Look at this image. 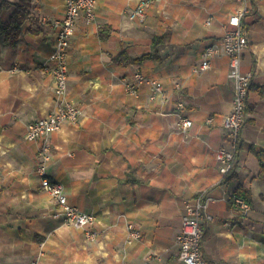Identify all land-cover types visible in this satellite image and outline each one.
<instances>
[{
    "label": "crops",
    "instance_id": "0c3cea01",
    "mask_svg": "<svg viewBox=\"0 0 264 264\" xmlns=\"http://www.w3.org/2000/svg\"><path fill=\"white\" fill-rule=\"evenodd\" d=\"M28 1L17 42L7 43L0 31V264H182L176 237L184 201L202 190L215 198L203 223L209 264H264V171L255 152H264V0H249L243 19L250 42L242 67L253 76L229 183L216 160L227 143L223 119L234 93L229 57L221 52L209 69L195 68L205 45L224 36L230 15L244 4L158 0L138 23L128 14L141 0H97L92 22L76 20L68 98L82 115L49 136L47 173L64 183L72 204L96 215L94 238L55 216L59 204L37 171L41 140L25 138L27 124L56 106L51 21L65 14V0ZM19 2L0 0L2 22ZM156 36L164 42L156 45ZM122 50L134 59L150 56L113 60ZM137 71L161 81L162 94L153 97L146 83L129 91ZM180 115L193 125L183 130ZM239 185L251 193L246 216L231 200ZM129 223L142 231L131 244Z\"/></svg>",
    "mask_w": 264,
    "mask_h": 264
},
{
    "label": "built area",
    "instance_id": "2783aa9c",
    "mask_svg": "<svg viewBox=\"0 0 264 264\" xmlns=\"http://www.w3.org/2000/svg\"><path fill=\"white\" fill-rule=\"evenodd\" d=\"M158 0H141L139 5L129 12L132 20L143 21L146 17V9L149 4ZM244 4L241 9L230 15L229 28L220 40L211 41L205 45L202 51V60L195 68L196 71H205L211 67L213 56L224 52L229 57V77L233 82L234 93L232 108L224 116L223 124L227 129V143L216 150V160L221 173L226 175L238 161V147L241 144V132L247 116V96L253 76L252 72L244 71L242 67L243 51L249 46L250 37L243 19L249 10V0H239ZM97 0H65V14L61 18L51 21L56 31L54 48L50 55L52 67L50 72L55 80V95L57 98L55 108L46 116L29 122L26 126L25 138L28 140H41L39 148V163L37 167L41 186L47 190L59 204L56 217L70 224L85 228L87 237L94 238L96 233L92 226L96 222V215L87 212L72 204L67 195L65 185L57 178L48 175L47 168L52 159L49 136L59 130L64 122H77L82 115V110L75 102L68 98L69 65L68 54L71 39L75 33L76 20L83 16L87 22L95 19ZM41 22L47 23L48 18L42 17ZM210 23V19L207 21ZM149 84L152 96H159L163 92L161 81L148 78L140 71L135 72L134 78L127 81V89L134 94L138 87ZM184 104L179 103L182 108ZM208 118L207 122H211ZM179 126L186 130L193 125L189 117L179 116ZM234 205L239 208L243 216L249 214L251 204L242 197L233 196ZM215 198L207 190H202L193 198L184 201V213L182 226L176 240L179 245L178 257L182 264H209L203 254L204 221L210 218L207 209ZM142 231L133 224H128L126 242L131 244L141 238Z\"/></svg>",
    "mask_w": 264,
    "mask_h": 264
},
{
    "label": "trees",
    "instance_id": "16d2710c",
    "mask_svg": "<svg viewBox=\"0 0 264 264\" xmlns=\"http://www.w3.org/2000/svg\"><path fill=\"white\" fill-rule=\"evenodd\" d=\"M27 3L29 4V1L27 0H20V2L16 5V9L12 12V14L10 15L9 21L4 23L1 21V17H0V31H3V33H5V39L6 42L9 44H15L17 42L18 39V35L22 29V21L23 19L28 15V9H27ZM4 6H10L11 3L9 2H3ZM4 6L0 7V14L2 11V8ZM164 37L165 36H156L154 38V43L156 45L164 42ZM148 56H150L149 54H145L140 58H132L130 56L127 55L125 50H122L117 56L113 57V60L117 61V62H123L126 60L127 63L130 62H135V61H140L143 58H147ZM240 149V145L238 147V152ZM256 155L259 157L260 161H261V166L263 168L264 171V152L263 151H255ZM237 166V165H236ZM236 166L233 167L226 175H224V182L225 183H229L235 176H236ZM233 196H239L242 197L244 200H246L247 202H249L251 204V193L250 190H248L247 188H245L243 185H239L236 189L235 192L233 193L231 200L234 203L233 200Z\"/></svg>",
    "mask_w": 264,
    "mask_h": 264
},
{
    "label": "rangeland",
    "instance_id": "374dc122",
    "mask_svg": "<svg viewBox=\"0 0 264 264\" xmlns=\"http://www.w3.org/2000/svg\"><path fill=\"white\" fill-rule=\"evenodd\" d=\"M241 2V1H240ZM242 3V2H241ZM128 16H129V14H128ZM130 18V17H129ZM146 18V17H145ZM131 19V18H130ZM132 20V19H131ZM145 20V19H144ZM143 20V21H144ZM132 21H136V22H138V23H142L143 21H140V20H138V19H136V20H132ZM203 239H204V237H203Z\"/></svg>",
    "mask_w": 264,
    "mask_h": 264
}]
</instances>
